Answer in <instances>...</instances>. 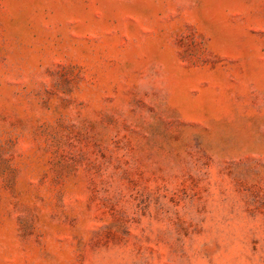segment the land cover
<instances>
[{
    "label": "rangeland",
    "instance_id": "rangeland-1",
    "mask_svg": "<svg viewBox=\"0 0 264 264\" xmlns=\"http://www.w3.org/2000/svg\"><path fill=\"white\" fill-rule=\"evenodd\" d=\"M0 264H264V0H0Z\"/></svg>",
    "mask_w": 264,
    "mask_h": 264
}]
</instances>
